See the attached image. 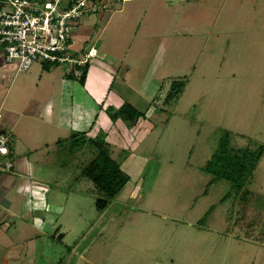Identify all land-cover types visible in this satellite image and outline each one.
<instances>
[{"label": "rangeland", "instance_id": "374dc122", "mask_svg": "<svg viewBox=\"0 0 264 264\" xmlns=\"http://www.w3.org/2000/svg\"><path fill=\"white\" fill-rule=\"evenodd\" d=\"M113 10L86 18L96 35L82 54L94 46L99 56L84 84L82 68L56 64L33 87L50 92L53 123L20 115L18 147L10 137L14 167L19 154L30 171L13 178L40 190L27 188L13 211L46 219L31 254L38 264H264V156L240 189L204 169L226 132L232 147L264 146V0H131ZM38 66L47 72L34 63L15 83ZM63 101L73 102L72 129L61 126ZM126 102L143 114L136 123L111 117ZM74 134L103 136L131 178L103 212L81 175L95 149Z\"/></svg>", "mask_w": 264, "mask_h": 264}, {"label": "crops", "instance_id": "0c3cea01", "mask_svg": "<svg viewBox=\"0 0 264 264\" xmlns=\"http://www.w3.org/2000/svg\"><path fill=\"white\" fill-rule=\"evenodd\" d=\"M110 1L111 0L107 1V8L97 14L100 20H103L109 14V10H112L110 12L112 13L115 6H118V3L128 2L131 0H116L115 6L113 7L112 3L111 6L109 5ZM151 5L154 6V4ZM119 6H121V12H123L124 6ZM136 7L137 5L131 6L129 10L135 11ZM86 18H90V16L85 17L80 21L79 27L75 31V35L73 36L72 52L74 54H82L85 51L83 44L91 40L96 35L95 28L92 25L87 24L88 22H86ZM120 19L122 20L121 17ZM117 21L119 22L120 20ZM78 38H80L82 41H77ZM94 48L97 49L96 47ZM97 51L98 57L99 50L97 49ZM43 68L47 72H42L41 66H38L34 68L33 72L29 76H25L26 79H23V83L17 84L15 83V79L18 75L17 64L7 62L5 60L3 52L0 50V114L2 115L3 113L4 103H8L11 110L4 114L5 116L2 115L0 126L5 130L9 137H11V141L12 143H14V146H19V134L24 133L22 130L19 131V124L21 123V119L19 121L20 115H23L28 119H40L41 121L47 123H53L54 121L55 107L52 96H48L50 92L47 93V91H36L39 90L41 88L40 86L44 84L42 83L43 73H47L48 75L49 73H51L48 66H44ZM33 73H38L41 75L38 76L39 82L34 86H31L33 85ZM126 73H130V70ZM12 77L14 78V81L10 85H8V82ZM125 80L126 77L125 79H123V81L126 82ZM53 82H55V79ZM53 82L48 86L52 88ZM62 82L65 83V80H61V83ZM66 83L69 84L71 82ZM72 84L74 85V82H72ZM58 85V83L54 85L55 88L58 87ZM33 87H36L37 89L34 90ZM15 93L19 94L17 99ZM123 105H121L120 108ZM72 107V101H63L60 121L61 126L64 127V129L70 128V125L73 124V121L71 120ZM17 121H19V123H17ZM28 161L29 160L26 156L21 157L18 154V156L16 157L15 155L16 163L15 167H13V170L0 173V264H38V262L40 261V257L36 254H31L30 251L35 247L36 244H38V241L42 239V235L45 234L44 232H46L45 230L47 228L46 219L39 216L40 214L37 213L36 210H33L32 207L31 209H26L25 207L22 208L21 206L22 210L20 216L13 211L14 202L18 198L22 199V196L27 197V195L29 194L27 188H30L31 191H33V189L35 191H40L39 189H36V187L34 188V186L38 183L37 180H34L32 178H30V180H26L23 178H13L16 177L17 174H22L24 176L27 175L26 172H28L29 167V165L27 166ZM28 173H30V171ZM16 217L23 218V228L22 226H17L15 223L11 222V219ZM13 227H15V229L12 230ZM60 231L61 230L59 229L56 233V236H58L59 239L63 236ZM43 245L45 244L43 243Z\"/></svg>", "mask_w": 264, "mask_h": 264}, {"label": "built area", "instance_id": "2783aa9c", "mask_svg": "<svg viewBox=\"0 0 264 264\" xmlns=\"http://www.w3.org/2000/svg\"><path fill=\"white\" fill-rule=\"evenodd\" d=\"M107 1L0 0V50L5 60L17 64L18 72L30 70L34 63L89 65L97 57V49L75 55L73 36L80 21L105 10ZM9 144L10 137L0 126V173L14 167Z\"/></svg>", "mask_w": 264, "mask_h": 264}, {"label": "trees", "instance_id": "16d2710c", "mask_svg": "<svg viewBox=\"0 0 264 264\" xmlns=\"http://www.w3.org/2000/svg\"><path fill=\"white\" fill-rule=\"evenodd\" d=\"M81 68L83 75L80 82L84 84L89 65ZM175 83L174 85H177L179 82ZM176 91L178 95L180 89ZM171 95L170 93L167 96V100L171 98ZM142 116L143 114L129 103H125L118 112H111L113 119L121 117L131 123H136ZM81 135L85 136V134ZM72 137L77 138V141L82 144L88 143L95 149L94 158L83 168L81 175L94 184L99 195L95 203L96 209L103 212L124 190L131 178L121 168V164L112 157L110 146L103 136L87 140L80 137V134H74ZM219 148L214 157L206 163L205 171L212 175L214 180H226L232 183L233 188H242L252 177L264 156V146H258L255 149L232 147L230 134L226 132Z\"/></svg>", "mask_w": 264, "mask_h": 264}]
</instances>
